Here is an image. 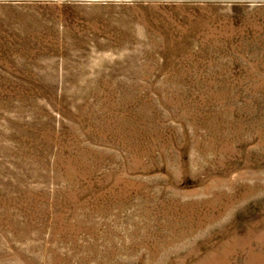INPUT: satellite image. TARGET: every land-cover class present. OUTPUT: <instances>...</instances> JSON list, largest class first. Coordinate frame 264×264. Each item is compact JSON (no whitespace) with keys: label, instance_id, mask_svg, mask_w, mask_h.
<instances>
[{"label":"rangeland","instance_id":"rangeland-1","mask_svg":"<svg viewBox=\"0 0 264 264\" xmlns=\"http://www.w3.org/2000/svg\"><path fill=\"white\" fill-rule=\"evenodd\" d=\"M0 264H264V0H0Z\"/></svg>","mask_w":264,"mask_h":264}]
</instances>
